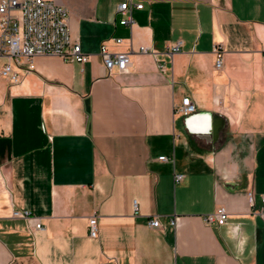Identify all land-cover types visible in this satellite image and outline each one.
Masks as SVG:
<instances>
[{
  "label": "crops",
  "instance_id": "crops-1",
  "mask_svg": "<svg viewBox=\"0 0 264 264\" xmlns=\"http://www.w3.org/2000/svg\"><path fill=\"white\" fill-rule=\"evenodd\" d=\"M53 1L90 59L0 74V264H264V0H133L132 25L125 0Z\"/></svg>",
  "mask_w": 264,
  "mask_h": 264
},
{
  "label": "built area",
  "instance_id": "built-area-1",
  "mask_svg": "<svg viewBox=\"0 0 264 264\" xmlns=\"http://www.w3.org/2000/svg\"><path fill=\"white\" fill-rule=\"evenodd\" d=\"M143 2L125 0L118 5L117 13L121 15L120 23L132 25V10L142 8ZM70 15L68 9L55 3L53 0H0V53L6 57V61L0 68V74L12 82L21 79V69L31 70L35 68L33 58L41 54H53L63 57L68 61L85 63L90 59V54L82 50L79 41L73 39L70 28ZM117 43L123 41L116 37ZM183 45L182 40H177L169 47V52L179 51ZM140 51H148L146 46H140ZM102 61L108 72L113 70L125 71L131 63L130 51H111L106 44L100 48ZM217 68H221L223 61V50L215 48ZM161 68L164 65L161 64ZM181 113L188 115L196 111V104L189 96L182 99L179 106ZM166 159L165 155L159 157ZM182 177L176 174V180ZM252 200V193H249ZM264 203V193L261 195ZM14 216L32 217L30 210L16 209ZM229 213L223 206L216 208L213 212L204 215L208 223L224 224ZM35 217V216H34ZM35 228L43 229L42 221L35 217ZM175 224V219H171ZM150 225L158 227L160 221L157 217L150 219ZM89 234L97 237L99 234L96 216L89 220Z\"/></svg>",
  "mask_w": 264,
  "mask_h": 264
},
{
  "label": "water",
  "instance_id": "water-1",
  "mask_svg": "<svg viewBox=\"0 0 264 264\" xmlns=\"http://www.w3.org/2000/svg\"><path fill=\"white\" fill-rule=\"evenodd\" d=\"M218 128H219V126L216 125L215 130L217 131Z\"/></svg>",
  "mask_w": 264,
  "mask_h": 264
},
{
  "label": "clouds",
  "instance_id": "clouds-1",
  "mask_svg": "<svg viewBox=\"0 0 264 264\" xmlns=\"http://www.w3.org/2000/svg\"><path fill=\"white\" fill-rule=\"evenodd\" d=\"M239 229V226H236V230H238Z\"/></svg>",
  "mask_w": 264,
  "mask_h": 264
}]
</instances>
